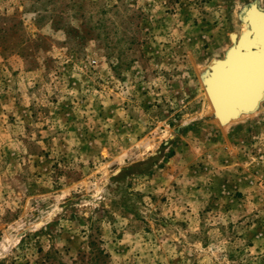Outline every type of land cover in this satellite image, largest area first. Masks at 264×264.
I'll return each mask as SVG.
<instances>
[{
  "label": "rangeland",
  "instance_id": "rangeland-1",
  "mask_svg": "<svg viewBox=\"0 0 264 264\" xmlns=\"http://www.w3.org/2000/svg\"><path fill=\"white\" fill-rule=\"evenodd\" d=\"M254 2L0 0V264H264V101L202 83Z\"/></svg>",
  "mask_w": 264,
  "mask_h": 264
},
{
  "label": "water",
  "instance_id": "water-1",
  "mask_svg": "<svg viewBox=\"0 0 264 264\" xmlns=\"http://www.w3.org/2000/svg\"><path fill=\"white\" fill-rule=\"evenodd\" d=\"M258 5L259 4L257 2L249 4L245 7L241 14V21L243 25H247L249 30V38L246 39V33L244 31H242L240 35L236 33L231 34L232 45L226 50L224 57L222 59L213 60L209 65L208 70L202 76V83L203 86H205V92L214 109L213 117L215 120L220 118L218 116V110L216 109V104H218V100L220 98V93H218L217 90L222 88L224 90V88L227 87L232 89V95H237L239 87L244 84L243 81H246L247 78V76H244V72L245 69L247 70L248 64L244 61L239 65L241 68L240 74L243 75L242 77L241 75H227L234 54H239L238 56L245 55L246 53L257 54L258 62L254 68L256 71L258 70L264 72V22L261 20L262 22L258 23L257 21H253L251 19L254 13L259 14L258 17L260 18H264V13L257 9ZM249 45L253 47V49H251ZM261 98L262 99H260V101L257 102L252 109H250V112L260 108V102L262 103L264 101V98ZM54 216L48 218L45 223L51 222Z\"/></svg>",
  "mask_w": 264,
  "mask_h": 264
},
{
  "label": "bare ground",
  "instance_id": "bare-ground-1",
  "mask_svg": "<svg viewBox=\"0 0 264 264\" xmlns=\"http://www.w3.org/2000/svg\"><path fill=\"white\" fill-rule=\"evenodd\" d=\"M257 9L264 13V9L260 5H258ZM258 15L259 14L254 13L251 19L253 21H257L258 23H261L262 21L264 22V18H260ZM244 32L246 33V39H248L249 30L246 24L244 25ZM251 49H253V47H251ZM238 55L239 54H234L232 57V62L230 63L231 66L227 75H241L242 77L243 75L240 74L241 68L239 65L244 61L248 64V68L247 70L245 69L244 72V76H247V78L246 81H243L244 84L239 87L237 95H232V89L227 87H225L224 90L222 87H220L222 89L217 90V92L220 93V98L218 100V104H216V109L218 110L217 112L220 118L218 117L219 119L216 120L221 127H228L231 124L240 121L244 117L252 116L257 113L259 109L252 112H250V109H252L257 102L262 99L261 97L264 98V72L258 70L256 71L254 68L258 62V55L255 53H246L241 56ZM203 88L205 92V86H203ZM205 95L207 97L206 92ZM207 100L213 113L214 109L208 97ZM260 104L262 103L260 102Z\"/></svg>",
  "mask_w": 264,
  "mask_h": 264
}]
</instances>
